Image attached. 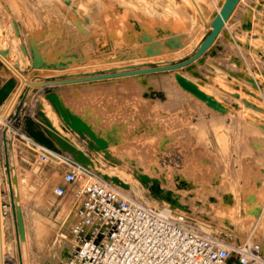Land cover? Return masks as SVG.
<instances>
[{"label":"rangeland","instance_id":"1","mask_svg":"<svg viewBox=\"0 0 264 264\" xmlns=\"http://www.w3.org/2000/svg\"><path fill=\"white\" fill-rule=\"evenodd\" d=\"M113 1L0 0V46L8 50L11 64L22 77L33 80L181 61L194 52L207 31L187 0ZM195 1L209 21L224 0ZM263 3L259 0L258 5ZM243 26L248 27L247 15ZM252 34L240 36L237 15L224 44L214 54L210 50L202 65L194 63L190 73L179 69L149 76L142 86L148 99L133 105L135 112L145 105L146 112L117 121L116 133L105 136L114 150L89 152L100 169L121 171L140 189L135 195L130 185L127 190L120 188L138 202L157 208L166 204L152 198L136 180L135 174L144 173L158 179L163 189L188 207L185 212H190L188 218L197 228L226 244H260L264 253V24ZM144 35L148 38L142 39ZM172 35L179 36L181 44L169 50L164 45ZM153 50L155 55H145ZM59 61L64 65L58 66ZM176 75L194 80L223 109H210L183 91L174 80ZM17 78V89L0 114V151L1 137H9L6 165L10 173L2 204L7 249L12 263L63 264L68 250L63 235L73 209L69 186L54 163L29 158L35 148L20 139L17 131L30 104L37 110L38 103L43 104L41 110L53 113L60 126L62 120L44 96L31 95ZM19 99L23 106L15 110ZM15 146L21 148L20 159L14 158ZM0 163L3 169L1 154ZM57 185L65 186L64 196L53 194Z\"/></svg>","mask_w":264,"mask_h":264},{"label":"built area","instance_id":"2","mask_svg":"<svg viewBox=\"0 0 264 264\" xmlns=\"http://www.w3.org/2000/svg\"><path fill=\"white\" fill-rule=\"evenodd\" d=\"M19 135L40 164L61 168L76 203L63 235L69 247L63 264H264L260 244H226L192 224L185 209L145 206L69 155ZM52 192L62 197L66 189L57 185Z\"/></svg>","mask_w":264,"mask_h":264},{"label":"crops","instance_id":"3","mask_svg":"<svg viewBox=\"0 0 264 264\" xmlns=\"http://www.w3.org/2000/svg\"><path fill=\"white\" fill-rule=\"evenodd\" d=\"M264 1V0H262ZM259 0H240L232 14L230 15L229 21L225 24L223 30L218 34L215 41L212 44L211 50H219L217 47L224 44V36L229 31V25L234 22L237 15H240V36L242 34L249 36L257 28L264 24V3L261 6L257 5ZM257 5V6H255ZM247 15L248 27L244 25V16ZM261 20V22H258ZM207 31L204 32V35ZM203 35V36H204ZM253 35V34H252ZM203 38V37H202ZM201 40V39H200ZM200 41H198L199 43ZM197 43V44H198ZM197 46V45H196ZM214 50V51H215ZM205 54V58L207 55ZM8 55V54H7ZM164 61V60H161ZM159 61V62H161ZM15 69L19 71L18 67ZM164 73V72H162ZM159 73H152L147 75H137L133 77H122V78H113V79H104L91 82H81L74 84H66L61 86L53 87L52 90L57 95L62 106L69 110V112L82 120L95 134L105 141L106 135L110 137L113 136L112 132L116 133L117 131V121L119 119H131L135 112L133 105L137 106V102L140 99H148V96L144 94V88L148 77ZM46 77H38L34 79L35 81L44 80ZM136 79L139 80V83L136 82ZM18 78L14 72H12L4 63L0 61V114L4 111L8 101L11 99L15 93L18 86ZM28 91V90H26ZM31 95L35 97L44 96V89H39L36 93H32L31 88L28 91ZM26 93V92H25ZM36 99V98H35ZM16 102V101H15ZM22 100L19 99L13 105L14 109L21 108ZM138 107V106H137ZM146 112L145 105L136 109V114L143 115ZM38 110L33 108L30 104L28 112H24L20 121L17 124V131L26 135L35 143L45 146L49 149L59 151L56 149L53 141L47 136L43 130L42 124L38 119ZM61 123V122H60ZM61 126L67 131L70 136H67V139L71 144L74 142L75 147L84 152L89 158L91 157V149L88 147L86 139L80 138L77 134L72 132L70 129H67L65 124L62 122ZM66 136V135H64ZM20 138V135L18 134ZM21 139V138H20ZM9 137L6 134H3L1 137V151L0 154L3 155L5 160L3 169L1 168L0 163V202L4 203L3 197L5 192V183L8 179L10 173V166L6 165V158L8 159V142ZM72 141V142H71ZM73 144V145H74ZM107 149L111 152L114 150V147L111 146L110 141H107ZM13 154L15 159L21 158V148L15 146L13 148ZM29 158L34 162L38 161V154L36 149L30 150ZM48 165H53L52 162L47 163ZM6 165V166H5ZM56 165V164H55ZM59 173L62 174L61 168L56 165ZM7 186V183H6ZM8 190V188H7ZM10 190V187H9ZM70 190V188H69ZM71 194V192H70ZM72 197V196H71ZM73 199V197H72ZM76 203L73 199L71 206L75 207ZM73 209L69 215L68 225L70 218L73 213ZM69 249V247H68ZM68 254V250H67ZM66 254V256H67ZM66 258V257H65Z\"/></svg>","mask_w":264,"mask_h":264},{"label":"water","instance_id":"4","mask_svg":"<svg viewBox=\"0 0 264 264\" xmlns=\"http://www.w3.org/2000/svg\"><path fill=\"white\" fill-rule=\"evenodd\" d=\"M239 1L240 0H224L219 12L212 18L210 22V30H208L204 37L201 39L194 52L181 61L173 63L165 62L155 65H134L122 68L106 69L91 73L52 77L40 81H35L34 79L32 81H24V79L20 77L21 82H25L27 87L31 88L32 93H36L39 89H44V97L50 102V105L55 106V113L61 118L65 126L68 127L72 132L77 134L80 138H83L84 132L87 134L89 140L91 141L88 143V147L90 149L96 151L106 149L107 142L100 137H96L91 129L82 120H80V118L71 114L68 109L64 108L52 88L66 84L91 82L122 77H133L137 75L170 72L179 69H184L186 72H189L195 67L194 63H197L199 65H202L204 63L205 54L209 53V51L211 50L213 42L221 32L225 22L227 21ZM0 61L4 63L12 72L19 76V74L1 56ZM175 78L182 89L190 92L199 100L205 101L208 107L216 109L214 108L216 104L214 100L208 98L194 85L186 82L179 75H176ZM37 116L42 124L43 130L53 141L56 149H58L62 153L69 155L75 163L81 165L84 168L90 169L94 174L99 176V173L93 170L94 164L84 152L76 148L66 138L60 136L58 132L54 130V128L50 125V123L47 121L44 114L40 110H38ZM101 179L106 182H111L112 184L119 186V188L127 189V185L120 182V180H118V178L116 177L109 178L106 175H101ZM166 202H169V204L172 206H174L173 204L176 203L174 199L168 201L166 200ZM178 208L185 210L188 209V207L181 204Z\"/></svg>","mask_w":264,"mask_h":264},{"label":"bare ground","instance_id":"5","mask_svg":"<svg viewBox=\"0 0 264 264\" xmlns=\"http://www.w3.org/2000/svg\"><path fill=\"white\" fill-rule=\"evenodd\" d=\"M113 1V0H112ZM116 1H118V0H116ZM115 1V2H116ZM172 1V0H171ZM171 1H170V3H171ZM175 1V0H174ZM180 1V0H179ZM188 2H191V3H193V7H191L190 6V4L188 3V5H189V8H194L195 7V9H196V11H197V16H198V20L200 21V23L201 24H204V25H202V27H203V29L206 27V29H207V31L208 30H210V22H211V20H212V18L219 12H217V13H215V14H211L210 15V20L208 21L205 17H204V13H202V11H201V9H200V7L196 4V1L195 0H187ZM102 2V1H101ZM106 2V1H105ZM114 2V1H113ZM183 2V1H182ZM198 2V1H197ZM224 2V1H223ZM222 2V3H223ZM99 3V2H98ZM117 3V2H116ZM187 3V2H186ZM201 3V2H200ZM207 3V2H206ZM181 4H184V3H181ZM122 5V4H121ZM124 5V4H123ZM122 5V6H123ZM126 5V4H125ZM166 5V4H165ZM179 5V4H178ZM185 5V4H184ZM219 5H220V3H219ZM222 5V4H221ZM258 5V4H257ZM128 6V5H127ZM175 6H177V4H175ZM206 6V5H205ZM204 6V7H205ZM259 6H261V5H259ZM133 7V6H132ZM146 7V6H145ZM188 7V6H187ZM209 7V6H208ZM221 7V6H220ZM125 7H123V9H124ZM127 8V7H126ZM125 8V9H126ZM171 7H169V9H170ZM181 8V7H180ZM180 8H178V6H177V9L179 10ZM183 8V7H182ZM166 9H167V7H166ZM175 9V8H174ZM209 9V8H208ZM112 10V9H111ZM128 10H130V9H128ZM173 10V9H172ZM220 10V9H219ZM105 11V10H104ZM119 11V10H118ZM150 11V10H149ZM165 11V10H164ZM193 11H195V10H193ZM101 12V14H104V13H106V11L103 13L102 11H100ZM112 12V11H111ZM134 12V11H133ZM107 13H109V12H107ZM128 13V12H127ZM180 13V12H179ZM185 13H188V12H185ZM206 13H209V12H206ZM211 13V12H210ZM118 14V13H117ZM181 14V13H180ZM232 14V13H231ZM120 15V14H119ZM138 15V14H137ZM140 15V14H139ZM150 15V14H149ZM183 15V14H182ZM206 16H207V14H205ZM110 16V15H109ZM117 16V15H116ZM143 16V15H142ZM144 16H147V14L146 15H144ZM154 16V15H153ZM169 16V15H168ZM193 16V15H192ZM156 17H159V16H156ZM161 17V16H160ZM159 17V18H160ZM172 17V16H171ZM175 17V16H174ZM195 17V16H194ZM230 17V16H229ZM107 18V17H106ZM120 18H121V15H120ZM144 18V17H143ZM108 19V18H107ZM110 19V18H109ZM113 19V18H112ZM129 19V18H128ZM173 19H175V18H173ZM195 19V18H194ZM229 19V18H228ZM228 19H227V21H228ZM121 19H119V21H120ZM164 20V19H163ZM169 20V19H168ZM171 20V19H170ZM113 21V20H112ZM146 21V20H145ZM188 21L190 22V20L188 19ZM226 21V22H227ZM114 22V21H113ZM124 22V21H123ZM159 22V21H158ZM168 22V21H167ZM175 22H176V20H175ZM179 22V21H178ZM193 22V21H192ZM195 22V21H194ZM225 22V23H226ZM116 23H118L117 22V20H116ZM122 23V22H121ZM172 23H174L173 21H172ZM126 24V23H125ZM128 24V23H127ZM169 24V23H168ZM175 24V23H174ZM174 24H173V26H174ZM178 24V23H177ZM176 24V25H177ZM195 24V23H194ZM121 25H123V24H119V26H120V28H121ZM199 25V24H198ZM225 25V24H224ZM153 26V25H152ZM122 27H125V26H122ZM160 28H161V26H159ZM192 27V26H191ZM199 27V26H198ZM198 27H196V28H198ZM202 27L200 28V29H202ZM224 27V26H223ZM193 28V27H192ZM128 29V28H127ZM127 29H125V30H127ZM161 29H164V28H161ZM194 29V28H193ZM161 31H163V30H161ZM161 31L159 30V32L158 33H161ZM189 31H191V29L190 30H188V32L187 33H189ZM193 31V30H192ZM179 32V31H178ZM177 32V33H178ZM180 32H182V31H180ZM117 33V32H116ZM163 33V32H162ZM185 33V32H184ZM181 36H182V34H181ZM201 36V35H200ZM187 37V36H186ZM143 38H148V36L147 35H144V36H142V39ZM179 36H174V35H172L171 37H170V39H168V42L164 45V47L165 48H167V49H169V50H174V49H177L179 46H180V41H179ZM198 38H200V37H198ZM165 40V39H164ZM201 41V40H200ZM1 44V43H0ZM199 44V43H198ZM197 44V45H198ZM2 45V44H1ZM2 46H0V48H1ZM197 47V46H196ZM218 49H220V47H217ZM212 52H213V54H214V50H212ZM211 52V53H212ZM151 53H155V51L153 50L152 52H145V55L146 56H150V54ZM8 54V50H4L3 48H1L0 49V56L19 74V78L21 77V78H23L22 77V75H21V73L20 72H18L16 69H15V67L11 64V58H10V56L9 55H7ZM155 55V54H154ZM157 60V59H156ZM37 61H38V59H37ZM166 61H161V62H158V64H161V63H165ZM38 64H45L46 65V63H44V62H42V61H39L38 62ZM58 66H62V65H64V62L63 61H59L58 63ZM56 64V65H57ZM118 66V65H117ZM129 66H134V65H129ZM124 67H128V66H124ZM120 68H122V67H120ZM195 68V67H194ZM193 68V69H194ZM187 73H190V71L189 72H187ZM23 74V73H22ZM24 75V74H23ZM241 75H243V74H241ZM181 78H183L186 82H188V83H190V84H192V85H194L199 91H201L202 93H204L208 98H210V99H212V100H214L215 102H216V104H215V106H214V108H216L217 110H222L223 109V107H222V105L219 103V102H217L213 97H212V95L211 94H208V93H206V92H204L202 89H200L199 87H198V85L196 84V82L194 81V80H191V79H189V78H187L185 75H179ZM194 78H198V77H196V76H194V75H192ZM20 78V79H21ZM247 78V77H246ZM24 79V81H32V79H28V78H23ZM174 80H175V82H176V84L178 85V87H180L179 86V84L177 83V81H176V78L174 77ZM195 83H194V82ZM253 80H251V82H252ZM219 84V83H218ZM254 84V83H253ZM255 85V84H254ZM21 86L22 87H25V88H27V85L25 84V82H21ZM25 88H23V90L25 89ZM181 88V87H180ZM182 89V88H181ZM183 91H185V92H187V93H189V94H191L190 92H188V91H186V90H184V89H182ZM23 92V91H22ZM188 94V95H189ZM192 95V94H191ZM194 98H196L194 95H192ZM254 98V97H253ZM197 100H199L198 98H196ZM199 101H201V100H199ZM201 102H203L204 104H205V106L206 107H208L207 105H206V102L205 101H201ZM239 103V102H238ZM264 103V102H263ZM43 106V104L41 105V104H39L38 103V107L40 108L39 110L44 114V116H45V118L47 119V121L50 123V125L54 128V130H56L57 132H58V134L60 135V136H62V137H64V138H66V139H69L68 137H67V133L65 132V130L59 125V123H58V121H57V119L54 117V115H53V113H51V112H49V111H45L44 110V108H42V110H41V107ZM52 106V108H53V110H54V112H55V106L54 105H51ZM208 108H210V107H208ZM210 109H213V108H210ZM56 114V113H55ZM56 116L57 117H59L57 114H56ZM60 118V117H59ZM257 122V121H256ZM200 124V123H199ZM208 126V125H207ZM253 126V125H252ZM67 129H69L68 127H67ZM64 135H66V136H64ZM96 137H98V136H96ZM83 138L84 139H86V142L87 143H89V142H91L90 140H89V138H88V136H87V134L84 132L83 133ZM108 139V138H107ZM106 139V140H107ZM108 141V140H107ZM106 141V142H107ZM72 142V141H71ZM73 144H74V142H72ZM74 146H76L75 144H74ZM91 150H93V149H91ZM107 150V148L106 149H103V150H100V151H96V150H94V151H96V152H101V151H106ZM221 151V150H220ZM90 160L92 161V163L94 164V171H96V172H98L99 173V176H97L96 174H94V177L95 178H98V179H101V175H106V176H108L109 178H111V177H116V178H118V180H120L119 179V177H121L122 179H124L125 181H127L128 183H125V182H122V179L120 180V182H122V183H124V184H126L127 185V189L129 188V185H130V187H131V190L135 193V195H138L137 193H138V191H140V189L138 188V187H134L133 185H132V181L130 180V179H128V178H125L123 175H122V172L121 171H116L115 169V171H113V168H112V170H109V171H104V170H102V169H100L96 164H95V162H94V159L93 158H90ZM99 160V159H98ZM105 168V167H104ZM103 168V169H104ZM100 177V178H99ZM135 178H136V180L142 185V187L143 188H146L147 189V191L149 192V194L152 196V198H154V199H158V200H160V201H162V202H164V203H166L168 206H170V207H173V208H175V207H179V205L181 204L180 202H179V200H178V198H177V196H175V195H172V192L170 191V190H167V189H163V187L161 186V183H160V181L158 180V179H155V178H151L150 176H148L147 174H144V173H137V174H135ZM102 180V179H101ZM103 182H106V181H104V180H102ZM109 183H111V182H109ZM112 184V183H111ZM112 185H114V186H116L115 184H112ZM119 187V186H118ZM123 189V188H122ZM127 189H124V190H127ZM141 192V191H140ZM141 196V195H140ZM1 197V196H0ZM172 199H174L175 201H176V203L175 204H173L174 206H172V205H170L169 204V202H166V200L168 201V200H172ZM0 200H1V198H0ZM138 201V200H137ZM150 204V203H149ZM153 204V203H152ZM182 205V204H181ZM145 206H148V204L147 205H145ZM152 206V207H151ZM151 206H148V207H151V208H157V207H155V205L153 204V205H151ZM160 208V207H159ZM6 212V211H5ZM21 220H20V217L18 216V223H19V225L21 226ZM5 225H6V222H5V220H4V216L2 215V208H1V206H0V264H18V263H16V262H18V261H16L15 263H12V256L10 255V253H8V249H7V241H6V232H5ZM20 234L22 235V228L20 227ZM21 258V257H20ZM23 264V263H22Z\"/></svg>","mask_w":264,"mask_h":264}]
</instances>
